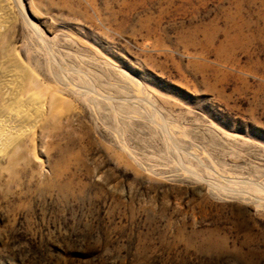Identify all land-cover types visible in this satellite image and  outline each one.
I'll use <instances>...</instances> for the list:
<instances>
[{"label":"rangeland","instance_id":"obj_1","mask_svg":"<svg viewBox=\"0 0 264 264\" xmlns=\"http://www.w3.org/2000/svg\"><path fill=\"white\" fill-rule=\"evenodd\" d=\"M1 80L0 264H264V0H0Z\"/></svg>","mask_w":264,"mask_h":264},{"label":"bare ground","instance_id":"obj_2","mask_svg":"<svg viewBox=\"0 0 264 264\" xmlns=\"http://www.w3.org/2000/svg\"><path fill=\"white\" fill-rule=\"evenodd\" d=\"M5 68L8 70H5L3 73L5 76L8 77V79H7V81H4L3 84L1 83L2 82V80H1L0 84H2L3 88H5V98L7 99L6 101H8L10 99L9 95H10L11 90L14 91V93H12V98L14 96L18 99H21L24 101L26 100L29 102H34V101L41 99L42 91L38 87V85L33 87V86H30V84H29V82L31 80H33V78L30 76V74L25 72L22 76L18 72H16L13 68L10 69L9 67H6V66H5ZM0 89H1V87H0ZM13 101H14V99H13ZM13 101L8 105V108L6 109L5 113H7L8 110L14 112L18 119L23 120V124L25 126L27 124L34 122L38 118L37 116L39 113H36L37 111L34 112L30 109L29 110L22 109L19 105L14 104ZM10 125H11L10 116H5L4 118L0 119V137L5 138V139H9V137L7 136V132L9 130H7V128H9ZM9 132H11V131H9Z\"/></svg>","mask_w":264,"mask_h":264}]
</instances>
